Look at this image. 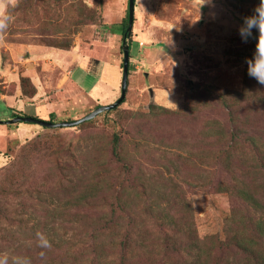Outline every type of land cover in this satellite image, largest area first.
Wrapping results in <instances>:
<instances>
[{
	"label": "rangeland",
	"instance_id": "rangeland-1",
	"mask_svg": "<svg viewBox=\"0 0 264 264\" xmlns=\"http://www.w3.org/2000/svg\"><path fill=\"white\" fill-rule=\"evenodd\" d=\"M259 3L208 0L200 7V0H136L133 32L126 41L131 46L128 91L119 107L67 128L0 123V253L38 259L39 231L54 251L53 263L44 250L46 264H59L68 250L75 254L64 256L65 264L84 262L83 248L89 245L83 240L91 244V238L79 234L83 228L73 229L79 226L75 220L37 228L46 205L29 190L55 183L63 174L51 155L56 148L65 149L59 161L71 169L65 170L67 178H92L95 158L102 154L109 160L116 135L134 164L132 174H116L125 176L127 185L140 179L145 189L139 192L149 198L144 210L153 207L151 215L167 222L159 208H178L166 205L165 198L184 194L192 203L199 237L224 241L232 214L243 203L232 188L247 180L245 166L236 162L230 168L207 132L217 121L231 126L221 97L240 102L235 111L244 129L264 132V85L248 75L246 63L258 33L245 43L238 31ZM10 14L0 43V121L17 115L72 122L120 99L129 0H20ZM25 78L30 83L23 87ZM34 89L37 93L29 95ZM32 143L40 145L33 153ZM253 159L250 155L245 161L248 172L252 166L264 172V163ZM254 176L249 187L259 196L264 176ZM112 181L119 182L115 175ZM107 197L109 211L113 192ZM157 197L162 198L159 208L150 201ZM154 229L156 234L159 228Z\"/></svg>",
	"mask_w": 264,
	"mask_h": 264
},
{
	"label": "trees",
	"instance_id": "trees-1",
	"mask_svg": "<svg viewBox=\"0 0 264 264\" xmlns=\"http://www.w3.org/2000/svg\"><path fill=\"white\" fill-rule=\"evenodd\" d=\"M128 20L129 15L122 32L124 39ZM29 83L30 80L25 78L23 87ZM36 93L34 89L29 95L34 96ZM220 99L222 105L229 110L231 126L227 129L217 121L215 129L210 125L208 137L218 143L220 156L226 164H230V168L232 163L238 162L240 167L245 166L244 179H247L238 180V184L234 183L232 188L237 191L243 203L240 211L232 214L224 241H220L216 236L205 239L199 237L192 203L184 194H171L172 197L165 198L166 205H176L173 207L178 208L173 212L169 211L168 207L159 208L161 197H157V200L150 199L166 217L167 222L160 217L155 219L151 215L153 207L144 210V203L149 198L143 199L139 192V188L145 189L138 184L140 179L134 181V184L127 185L123 182L125 176L116 174V171H119L120 175H125L124 172L132 174L134 171V164L126 159L123 143L117 135L112 142L109 160L102 154V157H96L97 160L93 163L94 176L85 181L67 178L64 175L66 171L71 170L59 161L63 151L65 152L64 148H56L51 152L63 174L55 183L47 182L35 191L29 190L31 197L37 195L42 198L41 205H46L43 219L40 218L37 228L47 229L48 225H55L61 220L78 222V228L73 229L83 228V233L79 234L86 238L90 237L92 242L88 244V240H83L86 246L89 245L83 248L86 251L83 254L84 262L75 260L71 264H264V193L261 192L257 196L249 187L251 182L256 181L254 174L264 176V172L259 169L255 172L254 169L258 166H252L253 170L248 172L245 164L250 155H253V161L260 160L264 163V132L260 130L250 132L244 129L241 125L242 117L235 111L240 102L233 104L224 97ZM160 109L168 111L162 106ZM39 146L32 143V153ZM29 155L28 153L26 156L27 160ZM113 175L119 182L112 181ZM111 192L115 204L106 211L105 204L109 200L107 194ZM51 199H57L58 205L54 207L48 205ZM256 212L260 213L259 217L256 216ZM147 223L153 226L149 227ZM156 226L159 230L155 234ZM62 228L64 227L56 231ZM155 235H161V238ZM75 237H78V234ZM47 251L50 262L54 263L55 259L52 257L54 251ZM72 254L75 252L68 250L66 255ZM35 257L30 256L32 264H40L39 255L38 259ZM62 258L59 259V264H65L66 259Z\"/></svg>",
	"mask_w": 264,
	"mask_h": 264
},
{
	"label": "clouds",
	"instance_id": "clouds-1",
	"mask_svg": "<svg viewBox=\"0 0 264 264\" xmlns=\"http://www.w3.org/2000/svg\"><path fill=\"white\" fill-rule=\"evenodd\" d=\"M20 0H0V43L3 42L6 31L13 19L11 10L19 5ZM208 0H200V7ZM199 7V8H200ZM239 35L243 42L253 38L254 31L256 44L253 57L246 61L248 65V75L264 85V0L255 7L254 14L243 18L240 25ZM36 246L42 251L39 253L40 264H46V251L52 247L47 236L42 232L36 234ZM0 264H32V259L25 255L10 256L8 253H0Z\"/></svg>",
	"mask_w": 264,
	"mask_h": 264
},
{
	"label": "water",
	"instance_id": "water-1",
	"mask_svg": "<svg viewBox=\"0 0 264 264\" xmlns=\"http://www.w3.org/2000/svg\"><path fill=\"white\" fill-rule=\"evenodd\" d=\"M135 11H136V0H129V23L124 43V62H123V79H122V93L120 99L115 102L114 104L105 105V106H99L96 110H94L92 113L87 115L86 117L72 122H59V123H53L48 121L39 120L37 118L27 117V116H16L14 119L8 120V121H0V123L4 124H12V123H20V122H26V123H35L43 127L47 128H64V127H74L77 125H80L82 123H85L87 121H90L94 118H96L98 115H100L104 111H110L113 110L119 105H121L126 96L128 91V82H129V67H130V45L127 44V39H129L133 32L134 27V21H135Z\"/></svg>",
	"mask_w": 264,
	"mask_h": 264
}]
</instances>
